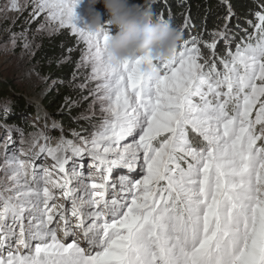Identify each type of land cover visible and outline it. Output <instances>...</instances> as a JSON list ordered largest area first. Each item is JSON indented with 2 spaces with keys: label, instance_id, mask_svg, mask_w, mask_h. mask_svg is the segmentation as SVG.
<instances>
[{
  "label": "snow or ice",
  "instance_id": "1",
  "mask_svg": "<svg viewBox=\"0 0 264 264\" xmlns=\"http://www.w3.org/2000/svg\"><path fill=\"white\" fill-rule=\"evenodd\" d=\"M79 3L0 8L30 6L26 23L44 16L38 32L77 36V67L90 65L96 82L80 117L90 127L71 139L55 121L59 136L47 123L25 133L0 113V264H264V0L239 37L229 4L211 40L183 39L155 79L142 72L151 54L114 65L108 26L79 27ZM157 17L165 22V11ZM5 31L13 48L29 49L27 30Z\"/></svg>",
  "mask_w": 264,
  "mask_h": 264
},
{
  "label": "trees",
  "instance_id": "2",
  "mask_svg": "<svg viewBox=\"0 0 264 264\" xmlns=\"http://www.w3.org/2000/svg\"><path fill=\"white\" fill-rule=\"evenodd\" d=\"M129 2L141 4L143 0H129ZM154 4L156 6L152 8L155 16L161 11L166 12L170 9L171 18L168 23L175 28L184 21L185 17H188L191 25L185 30L195 35L200 34L202 37L206 35L207 40L211 37L209 33L213 31V26L225 14L229 4L235 17L231 28L236 36L242 35L243 29L248 28L247 21L252 18L250 10L256 7L254 0H155ZM37 43L31 62L43 76L56 81V87L40 98L39 105L45 109L48 116L57 117L56 121L64 128L65 136L71 138L73 129L79 131L90 126L88 120L79 117L85 110L84 107L80 109L69 107L68 111L60 110L66 106V101L72 102L71 99H78L80 96V92L74 90L76 88L73 87V77L74 74L77 75V63L81 58L82 45L78 44L75 36L68 30H60L50 36H40ZM6 96L13 98L6 86L0 84V101H4ZM13 101L15 114H17L15 109L26 107L25 102L20 99L13 98ZM27 111V114H35L33 107H28ZM10 121L23 128L25 132L29 131L30 123H24L16 115H13ZM53 132L54 136L60 134L57 130Z\"/></svg>",
  "mask_w": 264,
  "mask_h": 264
},
{
  "label": "rangeland",
  "instance_id": "3",
  "mask_svg": "<svg viewBox=\"0 0 264 264\" xmlns=\"http://www.w3.org/2000/svg\"><path fill=\"white\" fill-rule=\"evenodd\" d=\"M7 4V0H0V8L5 7ZM153 6H156L153 4ZM87 0H83V3H81L76 9V15H77V24L79 27H85L86 23L88 22L87 19ZM227 8V5L224 7ZM95 10L98 11L102 16V24L107 26V21L109 19L108 13L105 11L104 6L102 3L97 4L95 6ZM32 9L31 7H27L22 13H5L3 15H0V84H4L6 86V89L8 92H11L13 95V98L20 99L23 102H25L24 109H15L17 114H15L13 110V105H15V102L13 101V98L6 96L4 101H0V105H5V107L0 106V113H2L5 109L9 111V116L7 123L12 124L13 115H16L19 119H21L24 123L28 122L30 123L29 131H26L25 133L35 131L36 129H43L45 126V123L48 124V127L50 129L49 134L54 136V130L51 129V124L53 121L57 122V117H50L46 114L45 109L43 107H40L39 102L40 98L50 90H53L55 86V82L50 77L43 76L34 66L31 62L33 53L35 52L38 43L37 40L40 36H50L52 34L57 33L60 30H57L54 26H46L43 31H37V28L41 23H44V16L41 15L39 19H36L35 21L31 22L30 24L26 23L31 17ZM228 13V9L225 10V14L221 16L219 19V22H217L213 27V31H215L218 27H223L225 23V16ZM155 15V14H154ZM7 16V19L4 17ZM166 20L165 22L168 23L167 18V11L165 12ZM157 17V15H156ZM235 20V17L232 16V19L230 21V27L231 23ZM183 22L179 24L176 28L180 30L181 32V41L182 43L183 39H190L192 35H195L194 33H190L186 30L190 28V26L186 29L182 27ZM5 29H11L12 32L20 33L21 31L27 30L28 39L30 41V47L29 49H24L23 43L21 41H17V44L15 48L11 46L10 43H8V37L9 32L5 31ZM110 36L115 35L116 29L112 28L111 26H108ZM186 29V30H185ZM66 30V29H64ZM251 30V29H249ZM69 31V30H68ZM211 31V32H213ZM70 32V31H69ZM71 34V32H70ZM72 35V34H71ZM206 36V35H205ZM205 36H201L204 40L210 41L205 38ZM240 36V35H239ZM237 36V37H239ZM77 42L79 38L75 36ZM78 44L82 45L81 49V56L84 52L85 45L83 42H78ZM178 44V45H179ZM223 47V41L218 42V48ZM202 51L205 52L207 55V50L203 48V45H201ZM81 64V58L79 62L77 63ZM91 73V66L88 67H77V75L73 77L74 83L73 87L76 92H80V96L77 99H71L72 102L66 101L64 107L60 108V110L68 111L69 107L74 108H82L84 107V111L80 114L79 117H81L82 114L84 115H90L89 113V107L93 106L94 97L91 95L95 83L94 81L88 82L86 80V77ZM80 84H86L87 86L84 89H81L78 87ZM3 103V104H2ZM28 107H33L35 114L30 115L27 114ZM94 111L96 113V117L100 115L99 112V103L94 104ZM96 117H93L95 119ZM58 123V122H57ZM88 127V126H87ZM90 127V126H89ZM88 127V128H89ZM58 131V130H57ZM3 135V130L0 129V136ZM69 138V137H66ZM72 138V136H71ZM69 138V139H71ZM18 142V137H16ZM55 141H53L54 143ZM119 172H124L125 170H118ZM117 173H114V176Z\"/></svg>",
  "mask_w": 264,
  "mask_h": 264
},
{
  "label": "clouds",
  "instance_id": "4",
  "mask_svg": "<svg viewBox=\"0 0 264 264\" xmlns=\"http://www.w3.org/2000/svg\"><path fill=\"white\" fill-rule=\"evenodd\" d=\"M83 3H80L77 7ZM102 3L109 19L107 26L116 29L106 45V55L114 65L125 60L151 54L152 62L142 66L147 79H155L160 65L170 62L181 41L179 29L161 21L154 15L155 0H143L141 4H131L129 0H87L86 30L96 32L105 27L101 14L95 10Z\"/></svg>",
  "mask_w": 264,
  "mask_h": 264
},
{
  "label": "water",
  "instance_id": "5",
  "mask_svg": "<svg viewBox=\"0 0 264 264\" xmlns=\"http://www.w3.org/2000/svg\"><path fill=\"white\" fill-rule=\"evenodd\" d=\"M6 105V104H5ZM5 105H1L2 107H5Z\"/></svg>",
  "mask_w": 264,
  "mask_h": 264
}]
</instances>
